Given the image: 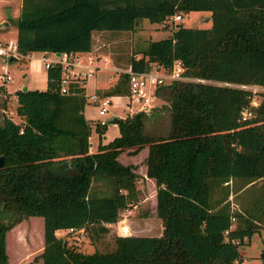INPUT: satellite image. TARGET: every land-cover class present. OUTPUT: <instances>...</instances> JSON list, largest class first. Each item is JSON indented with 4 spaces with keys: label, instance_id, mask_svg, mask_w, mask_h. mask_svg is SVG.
I'll return each mask as SVG.
<instances>
[{
    "label": "trees",
    "instance_id": "obj_1",
    "mask_svg": "<svg viewBox=\"0 0 264 264\" xmlns=\"http://www.w3.org/2000/svg\"><path fill=\"white\" fill-rule=\"evenodd\" d=\"M190 9L211 10V25L176 21L169 34L134 48L129 68L169 67L180 58L185 75L228 83L174 78L159 85L156 95L169 107L165 131L147 129L148 112H128L106 141L108 123L97 120L90 150L85 86L74 79L61 91L59 62L46 68L45 87L15 88L22 119L0 120V264L8 262L6 231L28 214L43 216V248L33 256L43 264H240V245L264 226V89L252 104V88L239 85H264V0H21L18 58L32 50H87L93 29H134L143 17L162 21ZM127 90L128 72L120 71L102 93ZM244 107L251 114L242 118ZM146 145L159 234L115 233L113 248L84 251L56 232L89 225L106 231L135 203L139 173L118 154ZM234 178L248 196L238 206L228 198Z\"/></svg>",
    "mask_w": 264,
    "mask_h": 264
},
{
    "label": "rangeland",
    "instance_id": "obj_2",
    "mask_svg": "<svg viewBox=\"0 0 264 264\" xmlns=\"http://www.w3.org/2000/svg\"><path fill=\"white\" fill-rule=\"evenodd\" d=\"M21 0H0V17L7 19V25L0 26V42L7 41L10 38L16 36V19L19 14ZM181 18L179 20L172 19L170 17L159 21L155 24V27H151L149 23L143 22V20H149L147 17H143L139 20L137 27H135V33L133 29H107V32H103L99 38L93 36V42L100 44L98 56L102 57V60L98 59L99 66L94 70L93 74L88 77V86L90 89L97 85H107L109 88L113 82L117 80L120 71H124L129 67L128 58L134 48L139 47L148 38H158L165 36L167 31L173 28L176 21H180L183 25L190 26H210L211 10L209 9H190L187 11H181ZM209 16V17H208ZM133 30V31H132ZM132 31V32H131ZM117 33V40H114V34ZM103 43V45H102ZM105 53V54H104ZM137 54V53H136ZM40 52L34 51L33 55L29 57H21L16 60L10 61L0 55V70L2 65L7 63L11 72V78L5 83H0V120L4 114H8L14 119L20 121L22 117L16 112L17 100L15 98L14 90L21 84L28 83L30 86H46V68L43 65L42 59L39 57ZM97 56V57H98ZM108 56L107 61H104L103 57ZM112 67V68H111ZM26 74L23 75V73ZM113 75L114 77H112ZM219 83H225V81L210 80ZM250 84L248 87L253 86ZM106 88H103L104 90ZM102 89V88H100ZM101 91V90H98ZM97 91V92H98ZM101 91L100 93H102ZM256 99H260L258 90L254 91ZM125 95H112L111 102L108 105V109L105 113L98 112V105L93 101H88L86 105V115L91 123L92 129L89 134L90 144L92 143V149H95L98 134L94 128L97 120H105L111 117L114 113L118 116H124L128 113V107L125 104ZM156 103L149 110L145 111L150 114V119L147 122V129L159 132L165 129L169 125V107L168 101L161 95L156 96ZM118 133V125L108 122L105 131L102 133V140H108ZM92 140V142H91ZM133 149H124L119 155V158L125 162L133 164L135 171L139 173L136 179L138 186V199L141 198V202H138L132 211L128 214L126 209L120 211V217L114 222H108V229L106 231H94L89 226L83 229L67 231V229H60L58 234H62L68 238L70 242L76 244L77 247L84 251H92L95 247L99 249H111L114 247V234L116 233V224L119 226V220L125 218L123 224L127 226L131 223L139 227L140 230H148L156 232L161 228L162 222L159 216L155 213V193L156 185L154 180L148 178L149 175L145 173V150L146 147H142L138 151H132ZM131 153H135L134 156H130ZM261 181V178L255 181L257 185ZM241 179L234 178L233 181H229L231 185V192L228 198L234 206H238L241 203L248 201V196L245 195L242 188L236 190L237 186H240ZM93 184L99 189L104 188V184L101 181L94 180ZM242 186V185H241ZM243 187H246L243 185ZM241 190V191H240ZM220 192L216 190L214 195H218ZM240 200V201H239ZM137 202V201H136ZM134 203L130 204L133 205ZM3 217H11V215H5ZM12 218V217H11ZM8 218V219H11ZM235 222V219H233ZM120 227V226H119ZM160 227V228H159ZM43 228L44 220L40 214H28L23 215L22 218L16 221L6 231V250L8 253L7 264H27L29 261L31 264H39L35 261H40L42 258L34 260L33 256L42 250L43 248ZM121 228V227H120ZM247 237H245L246 239ZM264 251V227H260L255 230L248 241L240 245V264H264L262 252Z\"/></svg>",
    "mask_w": 264,
    "mask_h": 264
},
{
    "label": "built area",
    "instance_id": "obj_3",
    "mask_svg": "<svg viewBox=\"0 0 264 264\" xmlns=\"http://www.w3.org/2000/svg\"><path fill=\"white\" fill-rule=\"evenodd\" d=\"M181 13L175 12L169 17L175 20L181 18ZM21 56L22 53L17 48L16 38H10L7 41L0 42V55L8 59L10 55ZM27 54L33 55L32 51ZM26 55V54H25ZM45 68L49 67L54 62L61 64V80L60 90L67 91L70 80L77 79L85 86L86 77L93 74L94 70L99 66V62L92 60L89 57V62L84 63L80 60L79 55L75 51H53L43 50L39 56ZM104 61L108 60V56L103 57ZM184 65L180 58H174L171 66L166 67L164 65L155 64L150 68L135 70L132 68H125L124 71L128 72V90L125 93L119 94H106L97 91L86 92L88 101H93L98 105V112L105 113L108 109V105L111 102L112 95H125V104L128 107V112L143 110L147 111L153 107L156 103V88L163 84L168 83L174 78H186L202 81H210L211 79L200 76H188L183 73ZM11 78V72L6 63L2 65L0 70V83H5ZM225 83H228L225 81ZM238 84V83H235ZM242 86H249L246 84H239ZM253 91L264 89V85L254 84L250 86ZM258 99L255 95L252 96L251 103L257 104ZM242 118H245L251 114L248 107H244L241 111ZM115 114V113H114ZM105 121V118L101 120ZM72 229V228H71ZM80 229H83L80 228ZM78 230V229H77Z\"/></svg>",
    "mask_w": 264,
    "mask_h": 264
},
{
    "label": "crops",
    "instance_id": "obj_4",
    "mask_svg": "<svg viewBox=\"0 0 264 264\" xmlns=\"http://www.w3.org/2000/svg\"><path fill=\"white\" fill-rule=\"evenodd\" d=\"M20 3V2H19ZM209 17V16H208ZM1 20H6V25L8 24L7 23V19H4L3 17H0V21ZM141 21V20H140ZM142 21L143 22H148L149 23V25L151 26V27H155V24H157L159 21H150V20H143L142 19ZM139 23V22H138ZM138 23H137V25H138ZM137 25H136V27H137ZM135 29L136 28H134L132 31L135 33ZM131 31V32H132ZM103 32H107V29H93L92 30V32H91V35H92V43H91V47H90V49H87V50H80V51H75V53L77 54V55H79V57H80V60L82 61V62H84V63H87V62H89V57H91L92 58V60H94V61H96V62H98V59L100 60H102V57H99L98 55V52H97V49L100 47V44H97V42H93V36H97L98 38H99V36H101V34L103 33ZM171 32V29H170V31H167V33L165 34V35H167V34H169ZM114 36V40L115 41H118L117 40V33L116 34H114L113 35ZM15 38H16V36H15ZM151 38V37H150ZM102 45H103V43H102ZM100 49H98V51H99ZM34 51L35 50H32V53H34ZM40 52V54H41V52L42 51H39ZM105 54V53H104ZM138 54V53H137ZM30 56V54H26L25 55V57H29ZM40 56V55H39ZM98 56V57H97ZM24 57V58H25ZM16 60V59H15ZM109 60V59H108ZM14 61V60H13ZM7 64V63H6ZM7 66H8V64H7ZM8 68H9V66H8ZM112 68V67H111ZM24 74H26V72H24L23 73V75ZM112 77H114L113 75H111ZM88 76L86 77V80H85V90H86V92L88 93V92H92V91H98V90H101V91H103L104 89L103 88H106V86L108 85H97V84H95L94 85V87H92V89H90V87L87 85L88 84ZM28 86H30L28 83H26ZM21 85H23V84H21ZM30 87H35V86H30ZM37 87V86H36ZM38 87H40V88H42L41 86H38ZM43 87H45V86H43ZM100 88H102V89H100ZM101 91H98V92H101ZM14 94V93H13ZM88 103V102H87ZM87 103L85 104V107H84V113H85V116L87 117V115H86V112H85V109H86V105H87ZM112 123H115V122H112ZM115 124H117V123H115ZM118 125V124H117ZM118 132H119V128H118ZM103 141H106V140H103ZM91 142H92V140H91ZM92 146H94L92 143L89 145V149L90 150H93L92 149ZM144 147H146V150H145V154H144V156L146 157V154H147V151H148V146L146 145V146H144ZM95 148V147H94ZM128 149H132V148H128ZM128 149H126V150H128ZM123 151H121L119 154H118V157H119V155L122 153ZM135 155V153H131V155L130 156H134ZM131 161H133L134 162V160H128V161H125V163H129V162H131ZM144 166V169H145V173H146V167H147V165H146V162H145V164L143 165ZM148 178H150V179H152V180H154V183H155V179H154V177H152V176H148ZM156 185V184H155ZM154 198H155V209H156V193H155V196H154ZM138 202H141V198L140 199H138L137 200V202H135L133 205H128L127 207H124V209H126V211H127V213L126 214H128V213H130L131 211H132V209H133V207H135L136 205H137V203ZM156 213V212H155ZM157 215V214H156ZM158 216V215H157ZM161 219V218H160ZM117 222H118V220H117ZM162 222V221H161ZM116 228V233H119V234H159L160 232H161V230H162V225H161V228L160 229H158L156 232L154 231V232H151V231H148V230H140V228L139 227H137V226H135V224H133V223H131L130 225H128L127 226V228L126 229H123V228H120L117 224H116V226H115ZM262 227H264V226H262ZM60 229H65V228H58V229H56V232L58 233V231L60 230ZM36 262H38L39 264H43V260L41 259L40 261H35V263Z\"/></svg>",
    "mask_w": 264,
    "mask_h": 264
},
{
    "label": "water",
    "instance_id": "obj_5",
    "mask_svg": "<svg viewBox=\"0 0 264 264\" xmlns=\"http://www.w3.org/2000/svg\"><path fill=\"white\" fill-rule=\"evenodd\" d=\"M4 25H6V20H1L0 21V26H4ZM57 52H59V51H57ZM18 57L16 56V55H14V54H12V55H10L9 56V60L10 61H12V60H15V59H17ZM28 87V85L26 84V83H24L23 85H22V88L23 89H25V88H27ZM120 117L121 116H118V115H116V114H113L111 117H109V118H107L105 121L108 123V122H115V123H117L118 121H119V119H120ZM262 257H263V259H264V251L262 252Z\"/></svg>",
    "mask_w": 264,
    "mask_h": 264
}]
</instances>
